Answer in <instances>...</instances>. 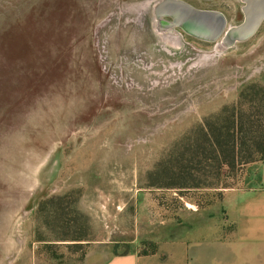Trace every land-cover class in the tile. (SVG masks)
<instances>
[{
    "label": "rangeland",
    "instance_id": "1",
    "mask_svg": "<svg viewBox=\"0 0 264 264\" xmlns=\"http://www.w3.org/2000/svg\"><path fill=\"white\" fill-rule=\"evenodd\" d=\"M147 1L0 0V264H26L32 243L57 261L83 255L119 230L127 193L151 194L169 214L192 202L216 211L233 185L239 160L191 150L217 117L264 113L250 90L241 98L264 91V23L218 52L156 30ZM185 1L242 20L241 0ZM172 32L179 44L162 39Z\"/></svg>",
    "mask_w": 264,
    "mask_h": 264
},
{
    "label": "crops",
    "instance_id": "2",
    "mask_svg": "<svg viewBox=\"0 0 264 264\" xmlns=\"http://www.w3.org/2000/svg\"><path fill=\"white\" fill-rule=\"evenodd\" d=\"M125 196L128 202L113 216L120 224L118 231L107 230L104 240L90 242L83 255L58 261L47 250L37 252L36 243H32L26 247V264H264L263 162L249 163L239 171L233 185L221 190L216 211L202 202H192L185 213L179 208L169 214L149 202L156 200L151 194ZM144 242L154 243L156 252L142 254ZM10 244L12 255L23 259L19 241ZM120 244L131 248L121 251Z\"/></svg>",
    "mask_w": 264,
    "mask_h": 264
},
{
    "label": "trees",
    "instance_id": "3",
    "mask_svg": "<svg viewBox=\"0 0 264 264\" xmlns=\"http://www.w3.org/2000/svg\"><path fill=\"white\" fill-rule=\"evenodd\" d=\"M248 90L253 94L250 102L264 109L263 89L250 86L241 92L242 99L247 98ZM217 118L218 122L210 124L203 133L204 141L195 139L191 150L194 159L206 163L214 160L230 167H234L239 160L240 170L249 163H264V113L259 115L244 113L238 118L234 115H231V118ZM140 248L142 254L154 253L157 249L151 242L142 243Z\"/></svg>",
    "mask_w": 264,
    "mask_h": 264
},
{
    "label": "water",
    "instance_id": "4",
    "mask_svg": "<svg viewBox=\"0 0 264 264\" xmlns=\"http://www.w3.org/2000/svg\"><path fill=\"white\" fill-rule=\"evenodd\" d=\"M243 21L229 25L215 10L198 9L185 0H158L153 6L156 30L179 28L197 39L216 43L222 50L250 40L264 21V0H241Z\"/></svg>",
    "mask_w": 264,
    "mask_h": 264
},
{
    "label": "flooded vegetation",
    "instance_id": "5",
    "mask_svg": "<svg viewBox=\"0 0 264 264\" xmlns=\"http://www.w3.org/2000/svg\"><path fill=\"white\" fill-rule=\"evenodd\" d=\"M191 4V3H190ZM191 5H193V4H191ZM194 7H196V8H198V9H204V10H215V11H218V12H221V13H223L224 15H225V17L227 18V21H228V24H229V17L227 16V14H226V12L224 11V10H222V9H219V8H200V7H197V6H195V5H193ZM242 6H243V4L241 5V7H240V11H241V14H242V20L238 23V24H240L242 21H243V13H242ZM264 23V21L262 22V24ZM237 24V25H238ZM262 24H261V26H262ZM261 26H260V28H261ZM259 28V29H260ZM259 29H258V31H259ZM257 31V32H258ZM257 34V33H256ZM255 34V35H256ZM187 35V34H186ZM254 35V36H255ZM187 36H189V37H192V38H195V37H193V36H190V35H187ZM253 36V37H254ZM252 37V38H253ZM162 38V37H161ZM163 40L164 39H166L165 41H169L170 43H175V44H177V43H179V42H181L182 41V37H181V35H179V34H176V33H174V32H172V33H168V34H166L165 36H163V38H162ZM195 39H197V38H195ZM197 40H199V41H203V40H200V39H197ZM203 42H206V41H203ZM206 43H209V42H206ZM238 44V43H237Z\"/></svg>",
    "mask_w": 264,
    "mask_h": 264
},
{
    "label": "bare ground",
    "instance_id": "6",
    "mask_svg": "<svg viewBox=\"0 0 264 264\" xmlns=\"http://www.w3.org/2000/svg\"><path fill=\"white\" fill-rule=\"evenodd\" d=\"M158 0H148L146 3H143V5L142 6H146L145 8H146V11L148 10V9H152L153 10V6H154V4L157 2ZM154 19V18H153ZM153 22H154V20H153ZM156 25V23H154V26ZM166 39H164V41H165ZM165 42H169V41H165ZM170 43V42H169ZM177 44H179V43H177ZM222 49H220L218 46H217V51L219 52V51H221ZM166 51H168V53L169 54H171V52H170V50L166 47ZM155 64V63H154ZM160 65V64H159ZM157 66V65H156ZM153 67V66H152Z\"/></svg>",
    "mask_w": 264,
    "mask_h": 264
}]
</instances>
